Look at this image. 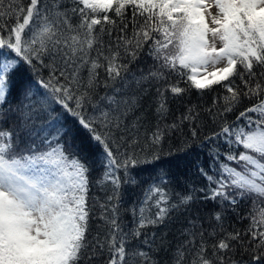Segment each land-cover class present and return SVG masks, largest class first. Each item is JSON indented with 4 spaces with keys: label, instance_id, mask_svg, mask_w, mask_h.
<instances>
[{
    "label": "snow or ice",
    "instance_id": "1",
    "mask_svg": "<svg viewBox=\"0 0 264 264\" xmlns=\"http://www.w3.org/2000/svg\"><path fill=\"white\" fill-rule=\"evenodd\" d=\"M0 264H264V0H0Z\"/></svg>",
    "mask_w": 264,
    "mask_h": 264
},
{
    "label": "trees",
    "instance_id": "2",
    "mask_svg": "<svg viewBox=\"0 0 264 264\" xmlns=\"http://www.w3.org/2000/svg\"><path fill=\"white\" fill-rule=\"evenodd\" d=\"M213 95H215V93H209L207 96H205L204 100L199 101V102L200 103H211V99H212V96ZM197 99L198 98H197L196 93L194 91L193 92V96H192V100H193V102H197ZM96 151H98V150H96ZM201 159H205V158L204 157H201ZM205 163H207L206 159H205ZM180 170L182 172H186V169H184L183 166H181V169ZM98 174L99 173H93L94 176L95 175H98ZM198 183H203V181L202 180H198ZM92 194L93 195H97V196H103V193L96 186H93V188H92ZM131 199H132V197L129 196L128 197V202L129 203L131 202ZM247 207L248 206L246 204H243L242 203L241 208H240L241 212L243 213V212L247 211ZM125 219L128 220V221H131V216L130 215H126L125 216ZM129 226H131V225L129 224Z\"/></svg>",
    "mask_w": 264,
    "mask_h": 264
}]
</instances>
